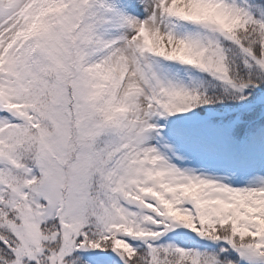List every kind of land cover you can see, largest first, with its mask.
I'll return each mask as SVG.
<instances>
[{
  "label": "snow or ice",
  "instance_id": "obj_1",
  "mask_svg": "<svg viewBox=\"0 0 264 264\" xmlns=\"http://www.w3.org/2000/svg\"><path fill=\"white\" fill-rule=\"evenodd\" d=\"M0 264H264V0H0Z\"/></svg>",
  "mask_w": 264,
  "mask_h": 264
}]
</instances>
